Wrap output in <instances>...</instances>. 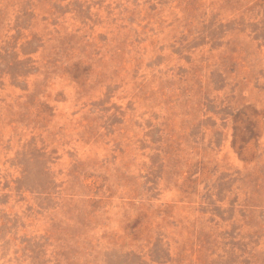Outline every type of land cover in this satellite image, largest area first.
I'll list each match as a JSON object with an SVG mask.
<instances>
[{
  "label": "rangeland",
  "instance_id": "374dc122",
  "mask_svg": "<svg viewBox=\"0 0 264 264\" xmlns=\"http://www.w3.org/2000/svg\"><path fill=\"white\" fill-rule=\"evenodd\" d=\"M0 264H264V0H0Z\"/></svg>",
  "mask_w": 264,
  "mask_h": 264
}]
</instances>
